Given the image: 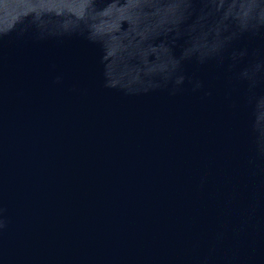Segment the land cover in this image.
<instances>
[{
    "label": "water",
    "instance_id": "95a60500",
    "mask_svg": "<svg viewBox=\"0 0 264 264\" xmlns=\"http://www.w3.org/2000/svg\"><path fill=\"white\" fill-rule=\"evenodd\" d=\"M0 264H264V0H0Z\"/></svg>",
    "mask_w": 264,
    "mask_h": 264
}]
</instances>
